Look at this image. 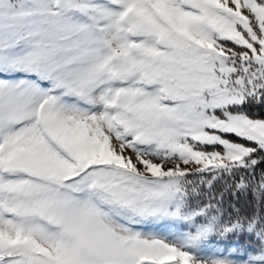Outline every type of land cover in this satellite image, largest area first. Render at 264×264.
<instances>
[{
    "label": "snow or ice",
    "instance_id": "obj_1",
    "mask_svg": "<svg viewBox=\"0 0 264 264\" xmlns=\"http://www.w3.org/2000/svg\"><path fill=\"white\" fill-rule=\"evenodd\" d=\"M264 0H0V264H264Z\"/></svg>",
    "mask_w": 264,
    "mask_h": 264
},
{
    "label": "trees",
    "instance_id": "obj_2",
    "mask_svg": "<svg viewBox=\"0 0 264 264\" xmlns=\"http://www.w3.org/2000/svg\"><path fill=\"white\" fill-rule=\"evenodd\" d=\"M260 108H263V107H253V108L249 109V111L264 114V110L261 111ZM260 169H264V164H262L260 166V168L257 169V171L259 172ZM237 206L240 207L244 212H247V213H251L254 211L264 213V204H258L250 196L247 198L242 197Z\"/></svg>",
    "mask_w": 264,
    "mask_h": 264
},
{
    "label": "rangeland",
    "instance_id": "obj_3",
    "mask_svg": "<svg viewBox=\"0 0 264 264\" xmlns=\"http://www.w3.org/2000/svg\"><path fill=\"white\" fill-rule=\"evenodd\" d=\"M256 109H257V108H256ZM260 109H261V111H263V110H264V107H263V108H260ZM260 109H259V110H260Z\"/></svg>",
    "mask_w": 264,
    "mask_h": 264
}]
</instances>
